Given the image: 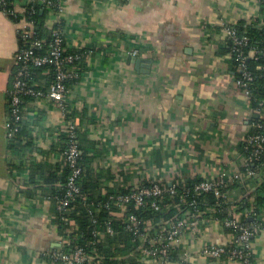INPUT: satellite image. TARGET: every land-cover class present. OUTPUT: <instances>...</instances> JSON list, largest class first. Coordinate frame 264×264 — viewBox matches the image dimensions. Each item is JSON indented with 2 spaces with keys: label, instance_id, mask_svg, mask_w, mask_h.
Listing matches in <instances>:
<instances>
[{
  "label": "crops",
  "instance_id": "crops-1",
  "mask_svg": "<svg viewBox=\"0 0 264 264\" xmlns=\"http://www.w3.org/2000/svg\"><path fill=\"white\" fill-rule=\"evenodd\" d=\"M46 18L48 27L63 24L69 48H95L67 99L91 171L114 176L107 185H172L241 172L252 112L249 96L236 86L224 26L264 25V0H67ZM18 28L0 10V264H51L62 245L58 210L41 183L35 190L27 182L32 175L44 182L34 171L37 162L53 168L64 160L57 151L65 121L55 102H27L23 126L33 145L9 152ZM139 59L150 60L148 70L137 68ZM228 192L234 199L242 195ZM227 242L219 222L207 219L184 235L180 247L188 264H240L200 256L205 245ZM253 255L251 264H264V231ZM143 262L165 264L148 257Z\"/></svg>",
  "mask_w": 264,
  "mask_h": 264
},
{
  "label": "trees",
  "instance_id": "trees-1",
  "mask_svg": "<svg viewBox=\"0 0 264 264\" xmlns=\"http://www.w3.org/2000/svg\"><path fill=\"white\" fill-rule=\"evenodd\" d=\"M55 2L64 4L67 0H54ZM127 1V0H124ZM16 0H0V10H2L9 18L17 22V18L13 13ZM28 11H32V18L38 25V35L40 39L47 40L43 53L48 51L50 42L52 41L53 31L56 29H64L61 22H55L52 26L47 25V15L49 10L43 6L36 4V6H28ZM56 11V10H55ZM237 31L239 38H247L248 44L244 46H236L233 40L228 41V51L232 54L234 59V69L236 71V78H241L242 70L239 67L238 53L236 48L244 52L246 55L245 64L253 75V82L250 86L249 101L251 106L252 118L251 135L258 132H262L256 125L264 123V25L258 26L257 24L240 23L233 26ZM36 39H32L34 41ZM24 44V43H23ZM22 44L20 38V46L31 47V44ZM66 46L67 41H66ZM69 48V47H68ZM41 51V52H42ZM70 52L81 54L84 59L95 53V48H85L82 50H74L69 48ZM40 52V51H38ZM86 60L81 63L74 64V73L79 75V78H70L66 81V85L70 90L72 86L77 84L81 78V69L86 66ZM32 82L44 83L45 86H49L56 77V71L54 66H45L41 68L31 69ZM33 98L26 97V103L32 101ZM68 119L75 122L78 127L80 124L76 119V113L69 111L67 115ZM10 118V113H9ZM248 136V137H249ZM17 142H9V152L22 153L27 147L33 145L34 139L29 138L28 129L22 126L20 131L16 135ZM62 147L59 151L64 154L67 146L68 138L64 134L61 136ZM78 143L81 149L80 164L84 169V173L80 180V186L82 194L85 200L81 197H77L72 201L65 209L57 212V222L59 235L62 238V245L57 252L52 253L50 256L51 264H63L60 255L71 254L77 248H84L85 251L93 257L89 264H144L143 248L147 245V242L141 239L140 236L126 229V223L124 220L116 217V215H110L108 210H98L99 204H105L111 195L116 193H127L132 190L128 186H120L116 189L115 186L107 185L106 181L114 179L113 175L109 173V177L106 176V172L95 173L91 171L89 167V157L84 151L81 144V135L78 131ZM243 152L246 158H250V149H246V144L243 143ZM35 165L34 171H40V176L44 180L41 182L34 175L31 176L27 182V186L37 190L40 188L38 185L41 183V188L47 189V198L49 201L57 205L59 199L63 198L66 193V184L69 178L70 169L65 162V159L61 163H56L53 168L45 166L44 162L39 161ZM249 163L248 167L244 166L241 171L245 172L246 168L255 171V175L246 179L227 181L226 186L222 189V192L227 190L239 189L242 195L236 200V214L238 220L246 225L260 226V232L254 236L251 240L254 247L256 238L264 231V157L259 160H253ZM111 175V177H110ZM126 175V174H125ZM125 175H123L125 177ZM174 183L177 186L176 194H165L160 201L159 211H154L151 208L144 207L140 209L134 208L133 204L128 207L129 213H132L139 217V219L146 223L152 221L154 228L152 234L157 237L159 234V223L164 222H177L179 219L187 218L192 220L197 213H205L206 219H215L217 221H224L226 218H231L230 213L224 214L223 212H208L211 208L217 210L224 208V198L218 197L214 191H206L197 193L194 191V187L203 181L198 177L189 179L187 182ZM143 185L148 186L151 183L142 182ZM165 186H169L168 183ZM34 186L35 188H33ZM187 188L190 191L184 192ZM30 196V191H26ZM25 192V193H26ZM194 203V204H193ZM192 204V205H191ZM203 216V217H204ZM112 219V225L116 230V234L109 236L106 233V223ZM71 221L73 223L71 224ZM99 230L101 236H95L94 232ZM226 235H238L239 232L234 231L231 228H224ZM182 248H172L169 262H182ZM226 258V257H224ZM228 259V258H227ZM254 255L251 256V262H253Z\"/></svg>",
  "mask_w": 264,
  "mask_h": 264
},
{
  "label": "built area",
  "instance_id": "built-area-1",
  "mask_svg": "<svg viewBox=\"0 0 264 264\" xmlns=\"http://www.w3.org/2000/svg\"><path fill=\"white\" fill-rule=\"evenodd\" d=\"M22 1V6L18 9L15 8L13 13L18 19V32L19 37L22 39V44L29 42L31 47L26 45L20 46L16 56V68L12 85L8 92L10 118L7 125V139L8 142H17L16 135L24 124L26 97H31L33 100H49L57 104L65 121L61 130L67 136L68 142L63 156L70 169L69 178L65 185L66 193L63 198L59 199L56 205L57 210L62 211L72 201L76 200L77 197H81L85 200L80 186V180L84 173V169L80 164L81 149L78 143L79 130L75 122L67 117L71 107L67 99L70 90L66 85V81L70 78H79V75L74 73L75 66L73 65L87 59H84L81 54L69 51L68 46H66L64 29L54 30L48 51L45 53L42 51L47 40L37 37L38 25L31 16L33 12L27 10L28 6H36V4H38L47 8L49 14H52L62 11V3L55 2L54 0ZM224 29L228 33V38L233 40L236 46L248 44L247 38H239L237 36V31L233 26L226 25ZM32 39L36 40L32 41ZM236 49L239 51L237 57L240 61L239 67L242 70L241 78H236V86L249 96V88L254 78L248 66L245 64V53L240 51L239 48ZM136 53L137 51H133V55ZM45 66L55 67V80L49 86H45L43 82H32L31 69ZM256 127L261 129L262 132L247 137L244 142L246 144V149H250V158L249 160L247 159V162L259 160L264 157V123H260L256 125ZM247 162L245 164L246 167L249 165ZM253 175H255V171L249 168H246L245 172L241 171L230 175L223 171L217 179L203 180L194 187V191L197 193L214 191L218 197H223L226 206L222 208V210L211 208L208 212L218 211L224 214L230 213V215H232L231 218H226L224 221H216L219 222L223 229L231 228L239 232L236 236L228 234V242L226 244L209 243L205 245L200 251V256L203 258L217 260L226 257L240 264H251V256L254 248L251 239L260 232V226L241 223L236 214V200L229 194L228 190L222 192V189L226 186V180L246 179ZM165 185L164 183L155 182L148 186H133L130 192L111 195L104 205H98V210L100 211L104 208L108 210L110 215H116V217L124 220L127 230L140 236L142 240L147 242V245L143 248L144 256L154 260V262L166 264L169 262L168 258L172 248L180 247L183 243L184 235L188 232L196 231L207 219L204 216L205 213H197L192 220L182 218L177 222L161 221L159 223V225H161V227H159V234L157 237H154L152 234L154 223L152 221L146 223L142 222L139 217L129 213L127 206L133 204L136 209L148 207L154 211H159L158 202L160 199L165 194L177 193L176 185L172 184L168 187ZM189 191L190 190L187 188L184 189V192ZM72 223L73 221H71V224ZM106 233L109 236L116 234V230L112 225V219L108 220L106 223ZM94 234L95 236H101L99 230H96ZM59 257L63 264H89L93 259L84 248H77L71 254H64ZM182 257V262H180V264H188L186 261L188 257L187 251L183 253Z\"/></svg>",
  "mask_w": 264,
  "mask_h": 264
},
{
  "label": "water",
  "instance_id": "water-1",
  "mask_svg": "<svg viewBox=\"0 0 264 264\" xmlns=\"http://www.w3.org/2000/svg\"><path fill=\"white\" fill-rule=\"evenodd\" d=\"M150 60L149 59H139V60H136V64H137V68L140 70V71H145V70H148L149 67H150ZM59 245V244H58Z\"/></svg>",
  "mask_w": 264,
  "mask_h": 264
}]
</instances>
